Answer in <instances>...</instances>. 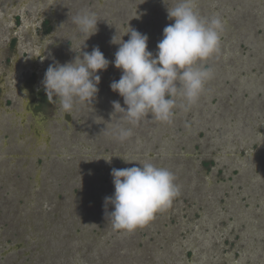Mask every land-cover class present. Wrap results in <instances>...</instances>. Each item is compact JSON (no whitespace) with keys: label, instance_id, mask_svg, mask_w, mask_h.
<instances>
[{"label":"rangeland","instance_id":"rangeland-1","mask_svg":"<svg viewBox=\"0 0 264 264\" xmlns=\"http://www.w3.org/2000/svg\"><path fill=\"white\" fill-rule=\"evenodd\" d=\"M167 5L0 0V264H264V0H197L201 16L224 24L219 52L202 62L212 78L187 111L177 97L171 123L149 116L133 127L112 104L126 108L110 88L122 75L111 63L119 48L112 40L127 41L131 27L147 34L155 54L174 23ZM84 9L99 20L88 38L72 20ZM94 46L110 63L97 73L91 104L70 114L55 97L34 104L50 64ZM118 124L132 127L124 142L112 135ZM138 161L175 173L180 195L145 226L115 230L106 215L114 206L105 208L115 191L111 170ZM7 196L19 207L17 228Z\"/></svg>","mask_w":264,"mask_h":264},{"label":"clouds","instance_id":"clouds-1","mask_svg":"<svg viewBox=\"0 0 264 264\" xmlns=\"http://www.w3.org/2000/svg\"><path fill=\"white\" fill-rule=\"evenodd\" d=\"M164 3L167 5L166 0ZM167 18L174 19V23L164 27L155 54L148 50L147 34L131 27L125 33L129 34L127 41L117 42L114 37L112 40L119 48L111 63L122 70V75L111 82L110 88L123 97L126 108L119 101L112 104L114 112L121 113L133 127L149 116L171 123L178 107L177 97L182 98L179 107L187 111L198 102L213 76L212 69L202 62L220 50L222 19L201 16L197 0H177L174 7L167 5ZM72 20L87 38L98 30L99 20L90 9L82 10ZM83 45L86 47L85 41ZM109 63L99 47L94 46L91 52L84 51L72 61L50 64L42 80L47 98H58L61 110L68 114L77 104H91L99 92L101 77L97 73L106 70ZM112 135L124 142L133 130L118 124ZM100 158L111 163L112 156ZM139 163L142 167L111 170L115 191L105 197V208L108 204L114 206L106 215L115 230L131 233L145 226L180 195L175 173L153 163Z\"/></svg>","mask_w":264,"mask_h":264},{"label":"flooded vegetation","instance_id":"flooded-vegetation-1","mask_svg":"<svg viewBox=\"0 0 264 264\" xmlns=\"http://www.w3.org/2000/svg\"><path fill=\"white\" fill-rule=\"evenodd\" d=\"M50 18V17H49ZM51 19V18H50ZM51 22H52V20H51ZM43 23H44V28H43V35L44 36H51V32H52V29H53V24H50V21L49 20H44L43 21ZM46 26H49V30H46ZM27 99L28 98H23V103H24V105H23V108H25V110L24 111H26L27 110ZM57 101H59V99L57 98ZM51 102V100H49L48 98H47V95H46V93H45V91L44 92H41V95H40V97H37V98H35V100H34V104L36 103V105H40V103H42V104H48V103H50ZM56 110V109H55ZM106 120V119H105ZM112 121H114V119H110V121H108V122H112ZM104 123V122H103ZM44 131V130H43ZM43 131L41 132V134H40V136H39V138L41 137H43ZM1 197V196H0ZM0 200H1V198H0ZM6 204H8L7 206H5L8 210L10 209L11 210V213H10V222L12 223L11 225H13V226H15L16 228L19 226L18 224H19V219H18V213H16V215H15V211L17 212L18 210H19V207L17 208L16 207V203H15V201H12L10 198H8V196H7V198H6V201H4ZM9 206V207H8ZM4 207V206H3ZM13 226H10L9 228H11V229H13ZM3 230H6V229H4L3 228Z\"/></svg>","mask_w":264,"mask_h":264},{"label":"trees","instance_id":"trees-1","mask_svg":"<svg viewBox=\"0 0 264 264\" xmlns=\"http://www.w3.org/2000/svg\"><path fill=\"white\" fill-rule=\"evenodd\" d=\"M46 30H49V26H46Z\"/></svg>","mask_w":264,"mask_h":264}]
</instances>
